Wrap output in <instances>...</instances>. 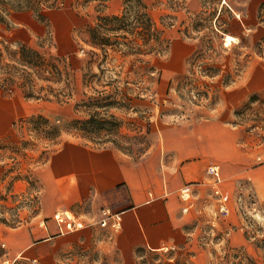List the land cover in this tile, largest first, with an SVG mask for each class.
I'll return each instance as SVG.
<instances>
[{
  "label": "rangeland",
  "instance_id": "374dc122",
  "mask_svg": "<svg viewBox=\"0 0 264 264\" xmlns=\"http://www.w3.org/2000/svg\"><path fill=\"white\" fill-rule=\"evenodd\" d=\"M124 1L58 0L57 9L42 3L45 20L40 22L28 12L33 24L24 29L9 21L23 0H0L13 6L0 13V42L19 43L47 58L63 59L74 74L77 92L65 105L0 92L6 111L15 114L0 137V182L25 184L20 194H11L8 188L0 195L1 225L23 227L39 215L43 177L52 162L56 166L58 161L53 160L59 154L104 161L111 152L131 166L163 127L212 119L242 130L255 146L264 144V0L253 22L246 17L248 0H140L151 21L149 30L144 29L136 2L124 5ZM86 91L105 92L123 103L110 114L122 121L119 136L112 140L124 149L92 144L69 127L77 118L74 101ZM37 115L47 118L59 134L57 146L30 131L37 127L27 119ZM3 119L0 114V124ZM142 141L147 148L138 155L137 150L145 147ZM48 145L49 152L41 157ZM102 175L96 171L95 182ZM104 199L109 202L104 204ZM110 201L120 209L129 207L121 188L100 193L97 185L88 186L84 202L73 206L70 214L83 224L77 232L90 234L79 243L54 248L50 264H126L111 250L115 235L98 225L100 209ZM204 203L195 201L188 211L191 219L183 245L168 251L138 248L143 250L140 255L135 249L132 264H264V210L240 211L248 243L234 248L227 242L230 230L217 207ZM69 232L76 230L62 233Z\"/></svg>",
  "mask_w": 264,
  "mask_h": 264
},
{
  "label": "crops",
  "instance_id": "0c3cea01",
  "mask_svg": "<svg viewBox=\"0 0 264 264\" xmlns=\"http://www.w3.org/2000/svg\"><path fill=\"white\" fill-rule=\"evenodd\" d=\"M260 3L261 0H248L246 17L251 22L256 19ZM12 12L9 21L14 26L25 29L33 24L30 11ZM2 104L5 106L0 100V114L4 118L0 137L15 115ZM153 139L149 150L131 166L116 160L117 155L111 152L104 161H97L95 157L85 161L72 154L57 155L53 161L58 163L53 167L52 162L43 177L39 215L19 228L0 224L1 259L16 261V264L27 260L50 264L54 248L84 240L89 230L61 233L52 216L59 211L70 213L73 206L82 205L89 185H97L100 193L118 187L129 198V207L124 209L112 201L100 209L121 215L120 231L110 230L115 235L111 250L126 264H132L135 249L164 250L183 245L187 240L185 227L191 219L187 213L195 201L205 200V205L217 207L219 215L221 201L216 192L228 196L224 204L228 216H221L224 226L230 230L228 244L234 248L246 246L240 211L264 210V144L255 146L242 130L215 119L186 122L179 128L163 127ZM210 165L218 167V180L207 175ZM96 171L103 173L98 183L95 182ZM1 172L0 167V176ZM184 187H189L191 192L187 202L180 198ZM8 188L11 194H20L25 191V184L0 182V195ZM107 202L104 199V204ZM198 207L201 208V204ZM38 218H43L45 226H40Z\"/></svg>",
  "mask_w": 264,
  "mask_h": 264
},
{
  "label": "trees",
  "instance_id": "16d2710c",
  "mask_svg": "<svg viewBox=\"0 0 264 264\" xmlns=\"http://www.w3.org/2000/svg\"><path fill=\"white\" fill-rule=\"evenodd\" d=\"M132 0H125L124 5L129 4ZM141 11L140 18L144 24V29L149 30L151 21L146 12V7L140 0H134ZM22 6L13 9L12 5L0 3V13L10 10L30 11L37 20L43 22L45 17L40 14L41 4H45L47 9H57L58 0H23ZM51 4L47 5V3ZM61 4V2H60ZM12 6V7H11ZM0 22L3 23V17L0 16ZM14 46V50L10 48ZM89 85H85V89ZM0 92L4 96H10L15 92L21 93L26 100L34 101H55L57 104L65 105L73 101L76 95L74 74L64 65L61 58H47L36 50L16 43L5 44L0 42ZM82 98L74 101L73 111L76 119L72 120L69 127L79 132L81 137L92 144L103 146L112 145L117 149H124L112 140L113 137L119 136V130L122 121L116 116L110 114L113 109L123 107L121 100L105 92L80 93ZM28 124H32L37 128L30 130L36 134H40L47 141L57 146L59 134L55 131L49 120L41 115L33 116L27 119ZM126 138L127 141L130 138ZM134 140H140L141 137H134ZM145 147L137 150V154L141 155L145 152L147 144L141 142ZM26 143H24L25 145ZM51 146V145H50ZM48 145L45 151L41 153V157L49 152ZM131 153V152H130ZM39 157V158H41ZM137 254H143V250L138 249ZM143 263V262H142Z\"/></svg>",
  "mask_w": 264,
  "mask_h": 264
},
{
  "label": "built area",
  "instance_id": "2783aa9c",
  "mask_svg": "<svg viewBox=\"0 0 264 264\" xmlns=\"http://www.w3.org/2000/svg\"><path fill=\"white\" fill-rule=\"evenodd\" d=\"M207 175L212 177L215 180H218L219 178V169L215 165H210L207 168ZM190 188L184 187L180 191V198L183 202L189 201L190 197ZM216 195L220 197L221 206L219 208V215L222 217L228 216V210L225 207V203L227 202L228 196L221 195L218 192H216ZM52 220L56 223L58 226L59 231L62 233L64 230L67 231H73V230H80L83 227L82 222L77 220L73 215L70 213H57L53 216ZM40 226H45V221H40ZM98 225L101 228L109 229L114 233H117L121 229V215L120 214H113L108 209H102L99 212V221ZM165 251H168V249H164ZM1 264H16V261H3ZM21 264H38L37 260H27L23 261Z\"/></svg>",
  "mask_w": 264,
  "mask_h": 264
}]
</instances>
